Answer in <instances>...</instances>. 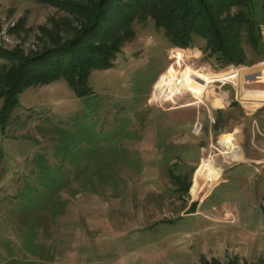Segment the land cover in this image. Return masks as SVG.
Wrapping results in <instances>:
<instances>
[{
    "label": "rangeland",
    "instance_id": "obj_1",
    "mask_svg": "<svg viewBox=\"0 0 264 264\" xmlns=\"http://www.w3.org/2000/svg\"><path fill=\"white\" fill-rule=\"evenodd\" d=\"M205 1L253 23L236 61L198 34L172 46L144 14L117 42L88 40L119 48L88 96L59 79L4 114L10 74L45 70L57 58L31 60L79 17L0 0V264H264V0Z\"/></svg>",
    "mask_w": 264,
    "mask_h": 264
},
{
    "label": "trees",
    "instance_id": "obj_2",
    "mask_svg": "<svg viewBox=\"0 0 264 264\" xmlns=\"http://www.w3.org/2000/svg\"><path fill=\"white\" fill-rule=\"evenodd\" d=\"M38 4L49 5L66 12L76 21L78 27L72 35L63 42L56 44L53 49L46 48L43 55L35 57L32 62L44 65L48 56L57 60L46 65L43 71L26 77L23 69L17 68L12 75L10 102H5L1 111L9 112L16 96L24 88L33 85H46L53 81L63 79L78 98H85L91 92L88 85L89 70H105L112 66V58L119 53V48L113 46L89 44L88 40H105L110 38L117 42L119 36L114 33L142 15L150 16L155 26L162 29L164 36L177 48H187L192 43V35L198 34L207 42V48L219 58L228 63L236 61L233 53L235 32L241 29L246 31L251 38H256L252 32L253 23L245 14L236 15L227 21L217 20L212 9L205 0H32ZM118 1V3H116ZM249 0H228L232 5H245ZM213 8V7H212ZM120 20V21H119ZM112 25V26H110ZM110 26V28H109ZM56 27V24L52 25ZM104 27V29H103ZM107 29H106V28ZM59 29V27H57ZM129 32L130 29H129ZM69 35V34H68ZM54 39L50 38V41ZM61 42V43H60ZM232 43V44H231ZM113 44V43H111ZM115 44V43H114ZM1 53V52H0ZM4 53V52H3ZM75 53L99 54L96 59L70 60L66 67L63 66L65 56H74ZM2 55V54H0ZM89 58V55L87 56ZM79 59V62L77 61ZM48 60V59H47ZM13 69V68H12ZM9 95V94H7ZM15 98V100H13ZM9 99V98H8ZM12 101V103H11ZM6 118V117H4Z\"/></svg>",
    "mask_w": 264,
    "mask_h": 264
},
{
    "label": "built area",
    "instance_id": "obj_3",
    "mask_svg": "<svg viewBox=\"0 0 264 264\" xmlns=\"http://www.w3.org/2000/svg\"><path fill=\"white\" fill-rule=\"evenodd\" d=\"M6 38L3 39V41L5 40Z\"/></svg>",
    "mask_w": 264,
    "mask_h": 264
},
{
    "label": "water",
    "instance_id": "obj_4",
    "mask_svg": "<svg viewBox=\"0 0 264 264\" xmlns=\"http://www.w3.org/2000/svg\"><path fill=\"white\" fill-rule=\"evenodd\" d=\"M204 194V193H203Z\"/></svg>",
    "mask_w": 264,
    "mask_h": 264
}]
</instances>
